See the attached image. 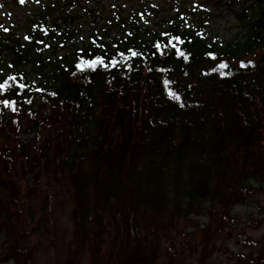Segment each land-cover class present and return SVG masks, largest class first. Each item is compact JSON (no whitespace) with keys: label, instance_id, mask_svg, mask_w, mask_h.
Returning <instances> with one entry per match:
<instances>
[{"label":"trees","instance_id":"trees-1","mask_svg":"<svg viewBox=\"0 0 264 264\" xmlns=\"http://www.w3.org/2000/svg\"><path fill=\"white\" fill-rule=\"evenodd\" d=\"M235 16L246 36L225 46L177 18L116 19L119 40L80 46L73 15L29 42L1 33L0 264L264 258L247 234L264 223V0Z\"/></svg>","mask_w":264,"mask_h":264},{"label":"rangeland","instance_id":"rangeland-1","mask_svg":"<svg viewBox=\"0 0 264 264\" xmlns=\"http://www.w3.org/2000/svg\"><path fill=\"white\" fill-rule=\"evenodd\" d=\"M254 2L255 0H23L21 3V0H0V35L3 33V40L13 37L29 42L36 34L46 33L45 25L50 27L51 19L59 17L64 21L73 15L76 18L73 25L66 20L63 28L72 26L77 31L78 35L72 44L80 46L91 35L101 41L111 38L119 40L123 33L119 26L113 25L116 19L134 18L140 21L144 32L162 33L168 27L167 23L177 18L184 21L185 29L192 30L196 38L208 44L225 46L232 41L244 40L246 32L235 13L242 8L251 7ZM49 53L52 51L49 50L47 54ZM69 53L70 51H59L56 57L61 58ZM25 71H33L32 64L27 65ZM43 114H48V110H44ZM240 211L241 209L237 210ZM65 220L61 217L64 224ZM257 220L261 221L260 218ZM247 234L253 240L260 241L264 235V223L255 222L248 228ZM230 250L236 255L250 253L248 247L235 242L230 244ZM225 261L222 254L210 260L212 264H223ZM255 264H264V258L256 260Z\"/></svg>","mask_w":264,"mask_h":264},{"label":"snow or ice","instance_id":"snow-or-ice-1","mask_svg":"<svg viewBox=\"0 0 264 264\" xmlns=\"http://www.w3.org/2000/svg\"><path fill=\"white\" fill-rule=\"evenodd\" d=\"M21 3H23V0H21ZM156 47H157V49H160L161 45L157 44ZM132 55L136 56L137 53L133 52ZM180 55L183 56L184 53L181 52ZM103 63H104V61L99 59V58H97L95 60H83L80 64L76 65V67L83 71L85 68L92 69V68H95L97 65H102ZM221 67L223 68L226 66L221 65ZM6 87H7V84L0 85V88H6ZM21 87H23V85H21Z\"/></svg>","mask_w":264,"mask_h":264}]
</instances>
